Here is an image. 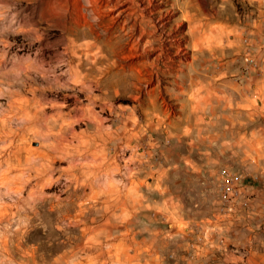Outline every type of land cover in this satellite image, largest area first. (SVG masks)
I'll list each match as a JSON object with an SVG mask.
<instances>
[{"label":"rangeland","instance_id":"obj_1","mask_svg":"<svg viewBox=\"0 0 264 264\" xmlns=\"http://www.w3.org/2000/svg\"><path fill=\"white\" fill-rule=\"evenodd\" d=\"M263 22L264 0H0V264H264Z\"/></svg>","mask_w":264,"mask_h":264},{"label":"crops","instance_id":"obj_2","mask_svg":"<svg viewBox=\"0 0 264 264\" xmlns=\"http://www.w3.org/2000/svg\"><path fill=\"white\" fill-rule=\"evenodd\" d=\"M264 23V22H263ZM261 31L263 32V35H264V24H263V28L261 29ZM142 155V154H141ZM147 155H149V153L148 152H146V154H144V156H146V158L145 159H147ZM144 156H141V158L139 159L140 161H142L143 163L144 162H146V160H144L142 157H144ZM168 156H169V153H168ZM137 157H140L139 156V154L137 155ZM170 157V156H169ZM143 159V160H142ZM161 161H164V160H161ZM159 164H161L160 166H158V164L156 165L157 167H156V170L157 171H153V173H155V174H153L152 173V175H147L146 176V179H148V180H151V183H149V184H147V186H143L144 185V181L146 180V179H143L142 180V178L139 176V177H137L136 179H132L131 181H134L135 182V193H138V194H142V196H139V198H137V200L136 201H138L139 202V204H141V205H143L144 204V206L143 207H137L138 209H145V210H148L149 208H151L152 210L154 209L153 208V204H151V203H146L147 202V196H145L144 195V192H143V188L142 187H144L145 189L146 188H152V189H154V188H157V187H160V189H158L157 191H159V192H162L161 190L163 189V187H162V185H161V182L163 181L162 180V178H163V174L162 173H164V172H160V170H162L163 168H165V164H164V162H163V164H162V162L160 163L159 162ZM155 169V168H154ZM152 178V179H151ZM162 180V181H161ZM158 185H160V186H158ZM164 190V189H163ZM147 191V190H146ZM159 206H162V204H159V205H157V206H155V207H159ZM135 208V207H134ZM150 209V210H151ZM151 210V211H152ZM167 211V212H166ZM165 215H169V212H168V210H165ZM110 217H112V216H108V218H110ZM119 222H111V220H104L102 223H106V224H108V223H110L111 224V226H113L114 228H111V231H115L116 230V228L115 227H118V230H121V222H120V220H118ZM132 231V230H131Z\"/></svg>","mask_w":264,"mask_h":264},{"label":"built area","instance_id":"obj_3","mask_svg":"<svg viewBox=\"0 0 264 264\" xmlns=\"http://www.w3.org/2000/svg\"><path fill=\"white\" fill-rule=\"evenodd\" d=\"M247 60L250 61V64L254 63V60H250L249 57ZM224 175V182L220 184L221 201L225 206V210L233 211L238 199H243V202L248 203L250 197L244 191L242 186L236 183V180L229 172V169L224 170Z\"/></svg>","mask_w":264,"mask_h":264},{"label":"bare ground","instance_id":"obj_4","mask_svg":"<svg viewBox=\"0 0 264 264\" xmlns=\"http://www.w3.org/2000/svg\"><path fill=\"white\" fill-rule=\"evenodd\" d=\"M108 3H109V2H108ZM126 3H127V2H126ZM126 3H125V4H126ZM133 3H134V2H133ZM135 3H136V2H135ZM110 4H111V3H110ZM113 4H114V3H113ZM128 4H129V3H128ZM114 5H115V4H114ZM114 5H113V6H114ZM126 5H127V4H126ZM129 5H130V4H129ZM129 5H128V6H129ZM118 6H119V5H118ZM133 6H134V5H133ZM123 7H124V6H123ZM130 7H132V5H131ZM108 8H109V7H108ZM121 8H122V7H121ZM124 9H126V8H124ZM156 9H157V8H156ZM156 9H155V10H156ZM122 12H123V11H122ZM185 15H186V14H185ZM107 16H108V15H107ZM119 16H120V15H119ZM194 18H195V17H194ZM108 19H109V18H108ZM116 21H117V20H116ZM165 21H166V19H165ZM192 21H193V20H192ZM143 22H144V21H143ZM162 22H163V21H162ZM198 22H199V21H198ZM111 23H112V22H111ZM115 24H116V23H115ZM163 24H164V23H163ZM195 24H196V23H195ZM106 25H107V24H106ZM113 25H114V24H113ZM113 25H112V26H113ZM118 25H119V24H118ZM135 25H136V24H135ZM161 26H162V25H161ZM105 27H106V26H105ZM107 28H109V27H107ZM104 29H105V28H104ZM116 29H117V28H116ZM138 29H139V28H138ZM138 29H137V30H138ZM116 31H117V30H116ZM131 31H132V30H131ZM139 31H140V30H139ZM143 31H144V30H143ZM134 33H135V32H134ZM102 34H103V33H102ZM106 34H107V32H106ZM106 34H105V35H106ZM103 35H104V34H103ZM109 35H110V34H109ZM138 35H139V33H138ZM176 35H177V34H176ZM101 36H102V35H101ZM101 36H100V37H101ZM173 36H174V35H173ZM123 37H124V35H123ZM126 37H127V36H126ZM107 38H108V37H107ZM113 39H114V38H113ZM110 40H111V39H110ZM123 40H124V39H123ZM125 40H126V39H125ZM130 40H132V39H130ZM130 40H129V41H130ZM112 41H113V40H112ZM112 41H111V43H112ZM116 41H117V40H116ZM116 41H115V42H116ZM105 42H106V41H105ZM142 42H143V41H142ZM205 42H206V41H205ZM102 43H103V42H102ZM179 43H180V42H179ZM121 44H122V43H121ZM109 45H111V44L109 43ZM142 45H143V44H142ZM116 46H117V45H116ZM121 46H122V45H121ZM121 46H120V47H121ZM124 46H125V44H124ZM128 46H129V45H128ZM136 46H137V45H136ZM180 46H181V45H180ZM110 47H111V46H110ZM103 48H104V50H105L107 47L104 46ZM108 48H109V47H108ZM108 48H107V49H108ZM118 48H119V47H118ZM121 48H122V47H121ZM128 48H129V47H128ZM145 48H146V47H145ZM178 48H179V47H178ZM123 49H124V48H123ZM139 49H140V48H139ZM104 50H103V52H104ZM124 50H125V49H124ZM115 51H117V50H115ZM121 51H123V50H121ZM109 53H110V51H109ZM106 57H107V56H106ZM108 57H109V56H108ZM172 58H173V57H172Z\"/></svg>","mask_w":264,"mask_h":264}]
</instances>
